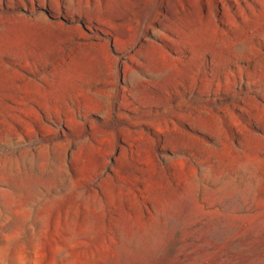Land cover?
Wrapping results in <instances>:
<instances>
[{
    "label": "rangeland",
    "instance_id": "1",
    "mask_svg": "<svg viewBox=\"0 0 264 264\" xmlns=\"http://www.w3.org/2000/svg\"><path fill=\"white\" fill-rule=\"evenodd\" d=\"M0 264H264V0H0Z\"/></svg>",
    "mask_w": 264,
    "mask_h": 264
}]
</instances>
